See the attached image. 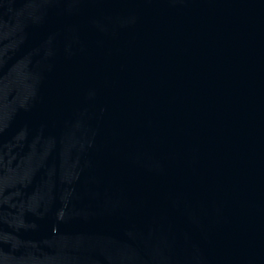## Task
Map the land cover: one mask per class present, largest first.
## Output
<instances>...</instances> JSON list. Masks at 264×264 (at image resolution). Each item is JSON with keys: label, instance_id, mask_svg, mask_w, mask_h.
<instances>
[{"label": "water", "instance_id": "obj_1", "mask_svg": "<svg viewBox=\"0 0 264 264\" xmlns=\"http://www.w3.org/2000/svg\"><path fill=\"white\" fill-rule=\"evenodd\" d=\"M0 264H264V0H0Z\"/></svg>", "mask_w": 264, "mask_h": 264}]
</instances>
